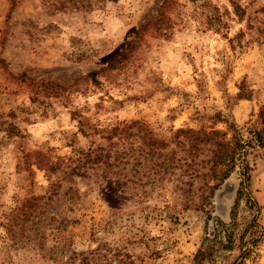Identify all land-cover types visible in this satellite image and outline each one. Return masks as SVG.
<instances>
[{
  "label": "rangeland",
  "instance_id": "rangeland-1",
  "mask_svg": "<svg viewBox=\"0 0 264 264\" xmlns=\"http://www.w3.org/2000/svg\"><path fill=\"white\" fill-rule=\"evenodd\" d=\"M67 1L0 0V264H64L97 246L135 264H264V0H240L241 19L228 0H173L159 31L140 28L162 0ZM187 129L242 145L203 209L211 146L193 179L133 166L150 136L191 159ZM97 147L134 157L65 176L62 161ZM52 185L43 237H27L30 221L10 237L15 211Z\"/></svg>",
  "mask_w": 264,
  "mask_h": 264
},
{
  "label": "trees",
  "instance_id": "trees-1",
  "mask_svg": "<svg viewBox=\"0 0 264 264\" xmlns=\"http://www.w3.org/2000/svg\"><path fill=\"white\" fill-rule=\"evenodd\" d=\"M233 13L236 17L241 19L245 15V7L240 3V0H228ZM65 2H68L65 0ZM60 2L55 9L62 10L64 9V3ZM70 2L77 3L76 0H70ZM173 4V0H162L161 5L158 10V14L156 18L152 22L145 23L141 26L140 30L146 28L147 26L152 24L153 30L159 31L163 26V22L169 19L166 18L165 9L169 7V5ZM220 22L219 17L216 18ZM137 123L134 122L128 125L114 126L113 134L122 133L126 134V130L132 129ZM179 133H184L186 137V141L188 144V153L191 155V159L186 158L185 160L182 158L176 157V153L174 150L170 152V154H165L158 146L164 145L161 142H158L154 138L147 137L142 138V145L139 146L138 156L136 164H133L134 167L144 166L147 170H150L151 173L148 174L149 177H153L154 175L164 174L169 171H173L177 168H181L185 166V169H191L188 173L190 178H195L199 175L198 170L196 168L197 163L195 164L194 158L197 156L198 151L201 150V146L209 145V152L211 156L207 163L209 166L207 168V172L205 174H201V177L204 179L206 177H211L215 179V184L213 186H209L210 193L209 195L202 196L199 199V206L197 208L203 209L204 206L211 204V198L214 193V190L218 188L231 174L236 166V155L242 156L243 153L241 151L242 145L238 142V140L227 139L226 133L219 130H180ZM256 139L260 147L264 148V135L262 133L256 134ZM180 145H183L182 142H179ZM178 144V145H179ZM111 149H103L102 147L97 148H89L86 152H80L75 154L74 157H68L65 161L61 162L63 164V170L65 176L67 175H82L84 170L86 171L90 166L93 167L98 164H106L107 166L113 165L109 162V158H112L113 162L118 163L122 162L123 158H131L134 157V154H129L128 152H117L114 156H111ZM155 157V158H154ZM166 158H170L167 159ZM181 161H185L181 163ZM122 164H127L123 162ZM87 166V168H86ZM144 174H142L143 176ZM131 182L129 180H125L124 189L127 188V183ZM120 183V182H118ZM57 185H52L50 191L44 196H32L25 200L20 207L15 211L13 216L8 220L6 224V233H10V237L14 232L15 227L24 228V223L26 221H30V226L27 228V231L32 232L31 235H27L31 240L41 239L43 234L41 232L42 228L48 225V222L52 220V218H47V223L39 224L41 219H39V214L43 210V206L50 203L54 196L56 195ZM42 201V202H41ZM39 219V222L37 220ZM220 224H223L219 221ZM34 238V239H32ZM36 241V244L40 249H42L43 243L41 241ZM64 264H135L134 260L130 258V256H122L119 251L111 252L106 248H101V246H97L93 249L83 250V251H75L72 250L70 255L65 259Z\"/></svg>",
  "mask_w": 264,
  "mask_h": 264
}]
</instances>
